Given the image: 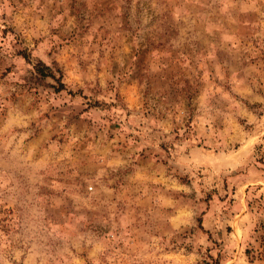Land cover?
Wrapping results in <instances>:
<instances>
[{
	"label": "rangeland",
	"instance_id": "rangeland-1",
	"mask_svg": "<svg viewBox=\"0 0 264 264\" xmlns=\"http://www.w3.org/2000/svg\"><path fill=\"white\" fill-rule=\"evenodd\" d=\"M0 264H264V0H0Z\"/></svg>",
	"mask_w": 264,
	"mask_h": 264
},
{
	"label": "trees",
	"instance_id": "trees-1",
	"mask_svg": "<svg viewBox=\"0 0 264 264\" xmlns=\"http://www.w3.org/2000/svg\"><path fill=\"white\" fill-rule=\"evenodd\" d=\"M46 68H48V66H45ZM49 69V68H48ZM41 71H43V70H41Z\"/></svg>",
	"mask_w": 264,
	"mask_h": 264
}]
</instances>
